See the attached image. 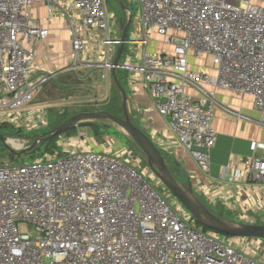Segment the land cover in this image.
I'll return each mask as SVG.
<instances>
[{
	"label": "built area",
	"instance_id": "built-area-1",
	"mask_svg": "<svg viewBox=\"0 0 264 264\" xmlns=\"http://www.w3.org/2000/svg\"><path fill=\"white\" fill-rule=\"evenodd\" d=\"M136 1L142 35L125 45L142 47L125 63L90 66L129 71L131 87L141 79L174 139L208 173L217 91L252 96L264 123V7L252 0ZM38 5L49 17L68 18L75 67L86 62L92 41L123 44L113 37L104 0H0V128L45 126L47 110L32 107L46 81L36 46L50 38L35 17ZM155 36L172 50L146 53ZM195 61L203 68L194 70ZM253 149L248 170H236L231 182L264 183V143ZM142 154L127 146L0 160V264L264 263L263 240L241 249L236 241L249 239L205 230L160 180L162 189L152 184L156 175Z\"/></svg>",
	"mask_w": 264,
	"mask_h": 264
},
{
	"label": "crops",
	"instance_id": "crops-1",
	"mask_svg": "<svg viewBox=\"0 0 264 264\" xmlns=\"http://www.w3.org/2000/svg\"><path fill=\"white\" fill-rule=\"evenodd\" d=\"M252 1L264 7V0ZM34 14L44 27L50 29V38L36 46L38 75L42 76L41 74L46 75L58 69L68 68L71 64L70 55L72 51L68 18L66 19L63 16L49 17L46 5L36 6ZM135 28L133 36L135 35L139 39L142 35L139 21ZM114 33V39L122 41V28ZM156 37L158 36L154 38ZM160 39L158 46L149 45L144 51L151 54L170 52L172 47L166 45L162 38ZM90 46L91 49L86 57L96 64L109 62L110 60L115 62L118 50L121 47V45H105L100 41H92ZM127 46L130 45H124L120 63H125L132 55L127 51ZM202 65L203 61H195L192 68L199 70L203 68ZM82 67H86V65ZM90 69L100 76L102 83L99 84L103 85V89H100L101 95L106 91V82L109 85V91L113 90L115 86L119 90L114 80V71H107L99 65H95ZM115 74L126 91L129 113L133 123L159 147L172 173L174 168L178 169L180 181L185 175V185L190 182L197 196L214 214L229 221L264 224V183L240 184L230 181V177L233 176L236 170L243 173L248 170L250 160L254 155L253 143H264V123L260 122V115L254 109L253 97L249 95L241 97L232 92L217 91L218 105L215 109L213 126L217 131L218 139L211 151V169L208 173H203L191 154L174 139L170 132L168 119L156 110L154 101L141 79H138V82L131 87V73L129 71L116 70ZM104 75L108 76L106 80H103ZM119 92L121 93L120 90ZM190 93L196 94L192 90ZM34 104L33 102L32 107L36 108ZM37 107L46 109L48 112L46 107ZM88 122L91 121H84L80 124ZM78 125L69 130L71 135L67 137V140H62L60 146L61 149L64 147L65 150L59 153L68 155L73 151L81 150L114 153L129 146L124 145L115 149L113 146L105 144L101 148H97L95 131L92 126L85 128L82 133L77 130ZM136 150L142 154L139 149L136 148ZM257 156H263L262 152L258 151ZM174 175L178 179L176 174ZM257 246L255 245V248ZM262 248L264 250V247ZM258 257L264 259V253H259Z\"/></svg>",
	"mask_w": 264,
	"mask_h": 264
},
{
	"label": "rangeland",
	"instance_id": "rangeland-1",
	"mask_svg": "<svg viewBox=\"0 0 264 264\" xmlns=\"http://www.w3.org/2000/svg\"><path fill=\"white\" fill-rule=\"evenodd\" d=\"M104 5L109 19V24L111 26L110 29L115 32L122 28V32H124L125 27L129 25L127 39L135 40L136 37L135 35L133 36V34L136 30L135 27L138 23L140 10V6L137 1L104 0ZM129 12H131V14H129ZM110 15H114L115 18L111 19ZM154 39L155 41H152L150 46L159 45V41H161V39L159 37ZM141 47L142 46L139 44H133V46H127L126 48L128 52L133 54ZM83 59L86 60L84 65L77 64L75 67V64L72 63L70 55L71 64L68 68L58 69L57 71H52L46 75L41 74V77L45 76L46 81L42 83L39 89L40 92L37 93L35 101L33 102L35 103L34 106H36L37 109L40 108L37 106L48 108L47 119H42L43 122L46 120V122H44L45 126L41 127L39 130L15 127V129L9 131L0 129V135H4L7 139H15L22 145V148L20 147L19 149H16L0 142V160L14 161L15 157H19V160L21 161H34L50 156L56 152H64L65 148L62 147L63 149H61L60 145H62V140H67V137L71 135V131H68L70 133L66 132L62 136H56L58 137V140L53 153L46 151L45 148V145L51 142L53 139L44 145H42L41 141L39 140L46 137L50 131L77 114L95 111H107L113 115L124 118L122 108L123 100L117 87L115 86L113 90L109 91V85L106 82V91L103 95H101L100 89H103V85L101 86L99 84L100 82L102 83L100 76L98 73H93V70L90 69L92 67L88 62L89 59L86 57V54L83 55ZM85 65L86 67H82ZM93 125H97L100 128L98 134L95 132L97 148H101V146L109 144L113 146V148L117 149L123 147L124 145L130 146L132 143V140L127 136V134H125L118 128V126L112 124L111 122L91 121L83 124L79 123L78 127L76 128L78 131L83 133L85 128L91 127ZM32 146L34 149L30 153L22 156H17L16 154L14 157L11 156L13 153L10 151V148L19 152ZM130 147H133V145ZM173 173L176 174L178 180L180 181L178 169L174 168ZM148 174L152 175L151 173ZM155 179L156 181L151 179L152 184L155 186L158 185L159 189H162L160 182L157 181L158 178L156 177ZM181 180L182 181L180 182L185 185V175L183 178H181ZM236 245L241 249L252 246L255 247L256 241L254 242L253 240L249 239L245 242H242L238 240L236 241ZM262 246L264 247V242L262 243Z\"/></svg>",
	"mask_w": 264,
	"mask_h": 264
},
{
	"label": "water",
	"instance_id": "water-1",
	"mask_svg": "<svg viewBox=\"0 0 264 264\" xmlns=\"http://www.w3.org/2000/svg\"><path fill=\"white\" fill-rule=\"evenodd\" d=\"M131 23V19H130ZM129 25L125 27L122 37L123 44L118 50V55L115 61V65H118L122 57L125 41L127 38ZM116 70L113 72L114 80L123 96V111L124 118L113 115L107 111H95L80 113L68 119L52 131H50L46 137L42 138L41 143L44 145L56 136H62L73 127L84 121H107L120 127L125 134L132 140V142L140 149L143 155L146 157L148 168L156 175L171 192L181 202V204L193 215L196 222L204 227L212 230L223 236H229L230 238H247V239H259L264 241V224H246L242 222L229 221L223 217L214 214L197 196L190 182L187 185H183L172 173L164 155L158 146L152 141V139L137 127L129 113L128 97L125 89L118 81ZM0 141L5 145L7 144V138L4 135H0ZM34 147H30L23 151H15L10 148V151L17 156H22L30 153Z\"/></svg>",
	"mask_w": 264,
	"mask_h": 264
},
{
	"label": "trees",
	"instance_id": "trees-1",
	"mask_svg": "<svg viewBox=\"0 0 264 264\" xmlns=\"http://www.w3.org/2000/svg\"><path fill=\"white\" fill-rule=\"evenodd\" d=\"M92 128L94 129V131L96 132V134H98L99 133V127L97 126V125H93L92 126ZM0 129H2V130H4V131H9V130H13V129H15L14 127H11V126H9V125H6V126H3V127H1ZM1 133V132H0ZM5 133H7V132H5ZM68 133H70V132H68ZM67 133V134H68ZM57 140H58V137H56V138H54L51 142H49V143H47L46 145H45V148H46V151H48V152H52L53 153V150H54V148H55V146H56V143H57ZM1 142V141H0ZM3 143V142H2ZM130 145H133L134 146V148H138L133 142L130 144ZM139 149V148H138ZM140 150V149H139ZM11 156L12 157H14L15 156V154H11ZM19 160V157H15V159H14V161H18ZM147 161V160H146ZM204 228V227H203ZM205 230H207V231H212V230H210V229H208V228H204ZM226 237H228V238H230L229 236H226Z\"/></svg>",
	"mask_w": 264,
	"mask_h": 264
},
{
	"label": "bare ground",
	"instance_id": "bare-ground-1",
	"mask_svg": "<svg viewBox=\"0 0 264 264\" xmlns=\"http://www.w3.org/2000/svg\"><path fill=\"white\" fill-rule=\"evenodd\" d=\"M120 130H122L120 127H118ZM123 131V130H122ZM124 132V131H123ZM125 133V132H124ZM7 144L9 147H12V148H16V149H19L20 147L22 148V145L19 143V141L15 140V139H10L8 138L7 139ZM148 173H151V172H148ZM156 178V177H155Z\"/></svg>",
	"mask_w": 264,
	"mask_h": 264
},
{
	"label": "flooded vegetation",
	"instance_id": "flooded-vegetation-1",
	"mask_svg": "<svg viewBox=\"0 0 264 264\" xmlns=\"http://www.w3.org/2000/svg\"><path fill=\"white\" fill-rule=\"evenodd\" d=\"M54 139V138H53Z\"/></svg>",
	"mask_w": 264,
	"mask_h": 264
}]
</instances>
